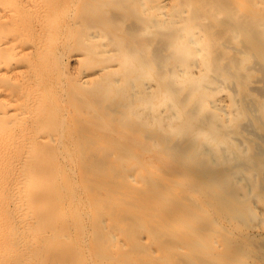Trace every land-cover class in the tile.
I'll list each match as a JSON object with an SVG mask.
<instances>
[{"label":"bare ground","instance_id":"6f19581e","mask_svg":"<svg viewBox=\"0 0 264 264\" xmlns=\"http://www.w3.org/2000/svg\"><path fill=\"white\" fill-rule=\"evenodd\" d=\"M122 1L0 0V264H39L45 247L68 239L63 227L43 226L44 219L54 213L67 216V207L51 202L39 187L42 175V183L47 180V171L40 168L52 165L47 158L54 153L45 156L41 146L61 143L58 131L63 130L60 110L64 107L46 109L44 103L49 98L47 89L57 94L64 87L63 60L70 64L75 86L94 88L102 98L118 94L130 98L129 115L151 120V128L159 127L164 133L175 126L172 139L188 133L194 140L191 148L201 151L199 156L209 154L213 161L230 163L220 173L228 171L237 157L246 158L235 166L249 171L242 192L252 193L256 207L264 211V188L259 186L264 184V79H249L250 89L244 90L240 78L260 69L264 48L254 47L255 39L246 47L227 42L219 58L223 61L230 54L229 68L221 67L211 57V32L204 24L208 16L193 12L192 0ZM84 2H90L89 8L79 7ZM111 7L120 14H111ZM225 9L222 4L215 8L212 24L218 23ZM128 14L137 16L141 27L128 33L126 40L122 29ZM65 32L69 37L64 41ZM162 36L165 55L155 62L149 51ZM253 55L257 59L245 67ZM49 65L56 70L44 76ZM184 89V98L179 99ZM247 99L257 103L259 117L245 103ZM51 102L52 98L48 105ZM95 104L88 100L86 107L95 108ZM189 104L192 109L187 111ZM246 121L258 125L248 130ZM159 144V139H153L147 145L155 151ZM196 169L192 164L191 170ZM223 186L216 182L210 190L217 193ZM223 200L216 198L208 204L232 214Z\"/></svg>","mask_w":264,"mask_h":264},{"label":"rangeland","instance_id":"374dc122","mask_svg":"<svg viewBox=\"0 0 264 264\" xmlns=\"http://www.w3.org/2000/svg\"><path fill=\"white\" fill-rule=\"evenodd\" d=\"M84 3L79 7L89 8L90 2ZM219 4L226 7L225 12L212 24ZM191 5L196 14L208 16L204 24L211 32L208 40L214 63L220 61L221 67L229 68L230 54L223 61L219 58L227 42L246 47L255 39L254 47L264 48V0H192ZM111 8V14H120ZM130 15L122 29L126 40L128 33L141 27V20ZM228 29H239L240 33L233 35ZM68 37L65 32L61 39ZM164 41L162 36L151 45L149 53L155 62L165 55ZM257 57L245 61V67ZM69 65L65 60L60 65L64 87L57 94L46 90L49 98L45 108L64 107L60 110L64 120L62 133L58 131L61 143L41 146L45 156L54 153L47 158L51 166L42 164L40 171H47V180L42 183V175L39 183L41 194L67 207V216L54 213L49 220L44 219L43 226L63 227L68 239L43 247L39 264H216L222 260L224 264H264V211L256 207L252 193L242 192L243 178L249 171L235 167L246 158L237 157L228 171L220 173L230 163L213 161L209 154L199 156L201 151L191 148L194 140L188 133L172 139L175 126L164 133L159 127L151 128V120L129 115L130 98L120 94L102 98L94 88L75 86ZM259 67L255 74H240L244 90L250 89L249 79H264V64ZM53 70L55 65L45 67L44 76ZM185 91L177 97L183 99ZM88 100L96 107L88 109ZM250 100L245 103L255 108V117H259L257 103ZM245 124L248 130L258 125ZM153 139L160 140L155 151L147 145ZM192 164L197 172L191 170ZM216 182L224 186L214 193L210 188ZM259 186L264 188L262 182ZM216 198H223L222 204L229 206L232 214L208 204ZM110 231L118 236L111 238Z\"/></svg>","mask_w":264,"mask_h":264}]
</instances>
